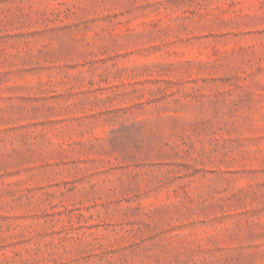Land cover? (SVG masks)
Instances as JSON below:
<instances>
[{"label": "rangeland", "instance_id": "1", "mask_svg": "<svg viewBox=\"0 0 264 264\" xmlns=\"http://www.w3.org/2000/svg\"><path fill=\"white\" fill-rule=\"evenodd\" d=\"M0 264H264V0H0Z\"/></svg>", "mask_w": 264, "mask_h": 264}]
</instances>
